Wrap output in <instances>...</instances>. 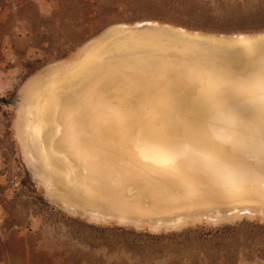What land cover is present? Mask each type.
Instances as JSON below:
<instances>
[{
  "label": "bare ground",
  "instance_id": "1",
  "mask_svg": "<svg viewBox=\"0 0 264 264\" xmlns=\"http://www.w3.org/2000/svg\"><path fill=\"white\" fill-rule=\"evenodd\" d=\"M25 95L24 156L69 212L153 231L264 217V31L116 24Z\"/></svg>",
  "mask_w": 264,
  "mask_h": 264
},
{
  "label": "rangeland",
  "instance_id": "2",
  "mask_svg": "<svg viewBox=\"0 0 264 264\" xmlns=\"http://www.w3.org/2000/svg\"><path fill=\"white\" fill-rule=\"evenodd\" d=\"M143 21L260 33L264 0H0V264H264V217L159 231L96 223L53 200L24 156L27 86L110 26Z\"/></svg>",
  "mask_w": 264,
  "mask_h": 264
},
{
  "label": "water",
  "instance_id": "3",
  "mask_svg": "<svg viewBox=\"0 0 264 264\" xmlns=\"http://www.w3.org/2000/svg\"><path fill=\"white\" fill-rule=\"evenodd\" d=\"M164 31H168V29H163ZM18 97H15V98H13L12 99V101L14 102V103H18V99H17Z\"/></svg>",
  "mask_w": 264,
  "mask_h": 264
}]
</instances>
